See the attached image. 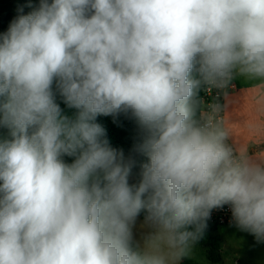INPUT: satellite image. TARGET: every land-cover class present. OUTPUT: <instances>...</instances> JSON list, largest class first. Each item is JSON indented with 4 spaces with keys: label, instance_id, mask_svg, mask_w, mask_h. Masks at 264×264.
Here are the masks:
<instances>
[{
    "label": "clouds",
    "instance_id": "9594fccd",
    "mask_svg": "<svg viewBox=\"0 0 264 264\" xmlns=\"http://www.w3.org/2000/svg\"><path fill=\"white\" fill-rule=\"evenodd\" d=\"M101 116L134 123L127 154ZM225 207L264 243V0L17 6L0 32V264H182Z\"/></svg>",
    "mask_w": 264,
    "mask_h": 264
},
{
    "label": "trees",
    "instance_id": "16d2710c",
    "mask_svg": "<svg viewBox=\"0 0 264 264\" xmlns=\"http://www.w3.org/2000/svg\"><path fill=\"white\" fill-rule=\"evenodd\" d=\"M36 3L37 0H31ZM29 0H0V32L7 30L9 22L16 14V8L19 5H26ZM25 11L29 9L25 8ZM61 107L71 114L74 110H69L61 102ZM98 122L101 123L107 130L110 144L113 147L124 149L127 154L134 142L135 125L132 121L123 116L117 117L114 122L113 117H99ZM215 228L207 227L203 239L198 242V246L204 247L206 251V259L211 264L221 262V240L214 235ZM182 264H192L188 260H183Z\"/></svg>",
    "mask_w": 264,
    "mask_h": 264
},
{
    "label": "rangeland",
    "instance_id": "374dc122",
    "mask_svg": "<svg viewBox=\"0 0 264 264\" xmlns=\"http://www.w3.org/2000/svg\"><path fill=\"white\" fill-rule=\"evenodd\" d=\"M237 87L241 86V82H236ZM237 228L218 227L214 230V235L218 236L223 243L224 264H264V243H257L255 238L244 237L239 233ZM254 259V262L252 261ZM192 264H211L206 259V251L204 247L195 246L191 258H187Z\"/></svg>",
    "mask_w": 264,
    "mask_h": 264
},
{
    "label": "built area",
    "instance_id": "2783aa9c",
    "mask_svg": "<svg viewBox=\"0 0 264 264\" xmlns=\"http://www.w3.org/2000/svg\"><path fill=\"white\" fill-rule=\"evenodd\" d=\"M208 226L212 228L236 227L232 222L231 212L227 207L219 210H213L211 218L208 220Z\"/></svg>",
    "mask_w": 264,
    "mask_h": 264
},
{
    "label": "crops",
    "instance_id": "0c3cea01",
    "mask_svg": "<svg viewBox=\"0 0 264 264\" xmlns=\"http://www.w3.org/2000/svg\"><path fill=\"white\" fill-rule=\"evenodd\" d=\"M225 228H237V227H225ZM216 229V228H215ZM238 229V228H237ZM239 230V229H238ZM240 232V234L241 235H243L244 237H248L249 239L252 237L253 238V236L252 235H250L249 233H247V232H243V231H241V230H239ZM223 252V243L221 244V253ZM238 261V260H237ZM237 261H234L233 262V264H238V262ZM253 262H254V259L252 260ZM225 262L223 261V258H222V260H221V262L220 263H218V264H224Z\"/></svg>",
    "mask_w": 264,
    "mask_h": 264
}]
</instances>
